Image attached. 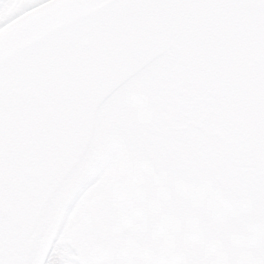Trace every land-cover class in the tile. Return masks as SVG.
Masks as SVG:
<instances>
[{
	"label": "water",
	"instance_id": "95a60500",
	"mask_svg": "<svg viewBox=\"0 0 264 264\" xmlns=\"http://www.w3.org/2000/svg\"><path fill=\"white\" fill-rule=\"evenodd\" d=\"M115 150L134 229L105 264H264V0H49L0 29V264H45Z\"/></svg>",
	"mask_w": 264,
	"mask_h": 264
},
{
	"label": "flooded vegetation",
	"instance_id": "af4514ba",
	"mask_svg": "<svg viewBox=\"0 0 264 264\" xmlns=\"http://www.w3.org/2000/svg\"><path fill=\"white\" fill-rule=\"evenodd\" d=\"M47 1L49 0H0V29ZM122 163L123 159L120 166V172ZM124 203L125 200L120 192V200L117 202V205L120 207L121 212H114L113 207L110 211V216L113 215V220L111 222L112 227L110 226L109 229L103 228L101 231H95L94 237L91 238V240L86 241L87 243L85 245L75 246V243L71 244L69 248V228L73 222L78 219V209L74 210L76 203L73 210L70 212L59 237L55 241L45 264H105L113 253L123 252V250L126 249V246H128L127 243L130 240L131 233L134 229L129 220L124 218ZM92 225H94L93 222ZM128 264L133 263L131 262Z\"/></svg>",
	"mask_w": 264,
	"mask_h": 264
},
{
	"label": "rangeland",
	"instance_id": "374dc122",
	"mask_svg": "<svg viewBox=\"0 0 264 264\" xmlns=\"http://www.w3.org/2000/svg\"><path fill=\"white\" fill-rule=\"evenodd\" d=\"M122 159L120 151L112 152L78 200L74 208L78 209V219L69 228V248L75 243V246L85 245L86 241L94 237L95 231L109 229L113 220V215L110 216L112 207L114 212H121L117 202L120 200L119 173Z\"/></svg>",
	"mask_w": 264,
	"mask_h": 264
},
{
	"label": "bare ground",
	"instance_id": "6f19581e",
	"mask_svg": "<svg viewBox=\"0 0 264 264\" xmlns=\"http://www.w3.org/2000/svg\"><path fill=\"white\" fill-rule=\"evenodd\" d=\"M100 171L97 172V175L99 174ZM95 177V176H94Z\"/></svg>",
	"mask_w": 264,
	"mask_h": 264
}]
</instances>
